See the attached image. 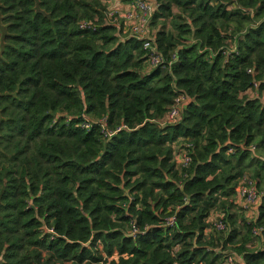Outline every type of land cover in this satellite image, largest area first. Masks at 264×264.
I'll return each mask as SVG.
<instances>
[{
  "label": "trees",
  "instance_id": "16d2710c",
  "mask_svg": "<svg viewBox=\"0 0 264 264\" xmlns=\"http://www.w3.org/2000/svg\"><path fill=\"white\" fill-rule=\"evenodd\" d=\"M108 2L0 0V264H214L227 245L264 264V0H157L152 23L174 5L191 22L153 35L155 67L106 22ZM179 93V118L160 126ZM102 118L126 128L106 137ZM244 174L254 221L229 213Z\"/></svg>",
  "mask_w": 264,
  "mask_h": 264
},
{
  "label": "built area",
  "instance_id": "2783aa9c",
  "mask_svg": "<svg viewBox=\"0 0 264 264\" xmlns=\"http://www.w3.org/2000/svg\"><path fill=\"white\" fill-rule=\"evenodd\" d=\"M129 3L126 4V7H123V12H118L117 7L111 11L106 12V22L113 23L119 18L122 21L123 33L125 30H128L127 33L129 36H133L138 40L143 41L142 48L146 51V64L151 67H155L159 64H162L165 58H163L157 51L156 46L153 44V36H148V25L152 17L153 12L156 10V3L152 0H128ZM117 13V15H115ZM80 28L94 29V24L90 21L80 20L78 22ZM118 27V26H117ZM122 28V27H118ZM176 59V55L173 53L169 61L172 62ZM248 72H251V69H248ZM257 86V83L254 82V87ZM187 99L186 96L179 93L174 96L172 103L168 106L162 123H174L180 116L181 109L183 107L184 101ZM105 119L100 120L101 132L104 136L109 137L114 134L117 130L126 128L125 125H119L114 129H108L105 124ZM81 126L83 128H89L90 124L86 120ZM181 144L174 143L173 146V157L175 158L176 163L182 168L189 165L191 157L188 151L190 146L189 143L185 140ZM250 148H253L250 146ZM236 197L242 206L245 208L253 207L256 208L260 202V193L255 186V182L252 178L247 175H242L237 183ZM175 221L174 215H170L166 218L165 223L167 225L173 224ZM213 225L217 230H225L226 224L219 219L213 220ZM262 227L253 226L251 233L254 237H258L262 231ZM130 232L134 234L137 232V228L134 225L131 226ZM242 261L240 255L235 254L234 252H227L223 254V258L219 264H239Z\"/></svg>",
  "mask_w": 264,
  "mask_h": 264
},
{
  "label": "rangeland",
  "instance_id": "374dc122",
  "mask_svg": "<svg viewBox=\"0 0 264 264\" xmlns=\"http://www.w3.org/2000/svg\"><path fill=\"white\" fill-rule=\"evenodd\" d=\"M114 1V0H113ZM117 3H113V4H110V2H108V3H106V12L107 11H111V10H113L114 8H116L117 7V11L119 12H123V10H124V3H125V0H115ZM153 2L155 1V2H157V0H152ZM160 3L162 2V0H158ZM125 7H126V5H125ZM106 12H105V14H106ZM171 13L173 14V15H169V16H167V17H159V18H156V19H154V22L152 23V17H151V19H150V22H149V25H148V36L149 37H151V36H153L154 34H156V32L158 31V30H160V29H163V30H165V31H168V32H172L173 34L175 33V28L173 27V22H175V21H177V22H191V19L189 18V16L186 14V13H184L178 6H172V8H171ZM115 15H117V13H115ZM175 15H180L181 16V18H175ZM261 20H263V19H261ZM261 20H259V21H261ZM121 20L119 19V18H117L115 21H114V24L115 25H117L118 27H122L123 28V26L121 25ZM164 24V27L162 26ZM252 24H254L253 22L251 23V25ZM2 25H1V23H0V46H1V44H2ZM124 29V28H123ZM124 33H129V31L128 30H125L124 31ZM121 34V38H125V37H127V35L126 34ZM185 41H183V42H186V41H192V40H196V39H194L193 37H191V36H189V37H185ZM183 40V39H182ZM227 47L228 48H232L234 45H231L228 41H227ZM233 49V48H232ZM147 67V66H146ZM258 92H255L254 90H250L249 91V96H255L256 94H257ZM259 97H260V101L264 104V91L263 92H261L260 94H259ZM162 122H163V120H162ZM160 126H162L164 123H161V121H160ZM182 139H177L174 143H177L178 145L179 144H181V143H183L184 141H181ZM247 172H249V171H247ZM246 172V173H247ZM221 199V201L223 200L222 198H220ZM229 201H231L232 202V206L230 207V209H229V213H231V214H241L244 218H245V220H247V221H254L255 220V218H256V216H257V214H258V206H259V204H258V206L256 207V208H253V207H248V208H245V207H243L242 206V204H241V202H239V200H237V197L236 196H231V198L229 197ZM213 222V221H212ZM219 233H216L215 235L216 236H219V235H221V233L220 232H222V231H218ZM252 245V248H254V249H257V248H259L260 246H261V244H260V241H259V239L257 238V237H252V243H251ZM210 246V245H209ZM101 246H99V250H101ZM216 252L217 251H219V250H222L221 249V247H220V245H215L214 246V248H213ZM223 251H225V253H227V252H234V250L232 249V247H231V245H227L224 249H223ZM101 253H103V251L101 250ZM104 254V253H103ZM219 262H216V263H214V264H218ZM64 264H70L69 262H67V263H64Z\"/></svg>",
  "mask_w": 264,
  "mask_h": 264
},
{
  "label": "crops",
  "instance_id": "0c3cea01",
  "mask_svg": "<svg viewBox=\"0 0 264 264\" xmlns=\"http://www.w3.org/2000/svg\"><path fill=\"white\" fill-rule=\"evenodd\" d=\"M113 3L115 4V3H117V2H116L115 0H114V1L111 0L110 4H113ZM128 3H129V1H128V0H125L124 7H125V5L128 4Z\"/></svg>",
  "mask_w": 264,
  "mask_h": 264
}]
</instances>
